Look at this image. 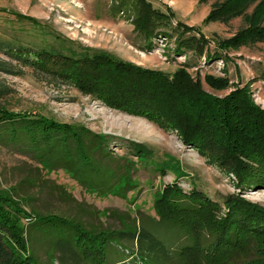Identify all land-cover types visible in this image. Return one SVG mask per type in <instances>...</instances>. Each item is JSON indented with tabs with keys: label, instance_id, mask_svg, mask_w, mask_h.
I'll return each instance as SVG.
<instances>
[{
	"label": "trees",
	"instance_id": "obj_1",
	"mask_svg": "<svg viewBox=\"0 0 264 264\" xmlns=\"http://www.w3.org/2000/svg\"><path fill=\"white\" fill-rule=\"evenodd\" d=\"M244 4L240 8L218 6L204 20L228 11H232L230 16L245 17ZM119 10L127 13L136 33L145 41V49L150 47L157 27L168 22L164 13L144 0H116L113 11ZM17 15L18 19L37 24ZM176 24L173 52L192 51L203 54L204 59H222V49L236 47L254 34L264 39V29L256 27L252 17L247 28L210 49L200 32L191 33L190 27L178 21ZM0 50L22 66H33L52 78L69 81L112 108L177 130L182 141L208 159H217L219 167L224 165L236 185L264 186V111L249 99L245 89L213 97L203 92L202 81L214 88L224 87V81L209 73L202 75V81L194 80L182 68L171 73L141 68L103 51L76 49L61 42L32 48L0 39ZM0 71L20 73L2 59ZM9 91L0 83L1 145L28 152L43 168L66 170L85 189L124 196L133 185L130 173L135 170L134 163L144 161L147 155L141 145L127 142L135 160L117 156L108 148L110 135L38 113L8 109L2 101ZM213 141L220 146L216 153L211 150ZM10 190L0 188V264H37L26 249V230L19 222L24 210ZM210 201L199 190L182 194L174 185L156 195L158 224L180 232L184 238L176 248L164 241L165 237L134 222L123 228L94 230L73 219L39 213L28 222V232L47 244L57 264H264V211L237 197H227L224 216L216 221L213 215L219 209ZM123 241L133 245L128 255H119L109 247L112 242L120 246Z\"/></svg>",
	"mask_w": 264,
	"mask_h": 264
},
{
	"label": "rangeland",
	"instance_id": "obj_2",
	"mask_svg": "<svg viewBox=\"0 0 264 264\" xmlns=\"http://www.w3.org/2000/svg\"><path fill=\"white\" fill-rule=\"evenodd\" d=\"M115 1L0 0V39L32 48L44 47L47 42L54 45L61 42L76 49L103 51L141 68L166 73L182 68L192 79L200 81L204 73H209L213 78L222 79L224 87L214 88L202 81L205 94L222 98L242 88L264 111V39L258 35L246 38L236 47H225L221 50L222 59H204L203 54L192 51L176 54L172 50L177 21L190 27L191 33L200 32L208 41V49L247 28L251 17L256 20V27L264 29V0H144L168 19L165 26L157 27L146 49L145 41L136 33L127 13L113 11ZM242 4H247L245 17L230 16L232 11H228L204 20L218 6L240 8ZM17 14L37 24L18 19ZM14 58L0 50V59L20 71L19 74L0 71V83L10 90L2 101L8 109L38 113L60 123L110 135L112 141L108 148L117 156L135 160V153L126 147L127 142L141 145L147 154L144 161L134 163L135 170L130 173L133 185L120 197L85 189L66 170L43 168L28 152L0 144V188H12L13 199L24 210L19 222L26 230L23 232L26 249L37 264H57L47 244L28 232V222L39 213L73 219L94 230L142 223L176 248L184 243V238L180 232L158 224L154 207L156 195L171 185L177 186L182 194H189L193 189L203 192L211 200V206L219 209L213 215L216 221L224 216L227 197H237L264 211V186L236 185L224 165L219 167L217 159H208L182 141L177 130L112 108L69 81L52 78L48 72L33 66H22ZM212 143L211 150L216 153L219 143ZM122 243L119 246L112 242L109 247L119 255H128L133 245L128 241Z\"/></svg>",
	"mask_w": 264,
	"mask_h": 264
}]
</instances>
